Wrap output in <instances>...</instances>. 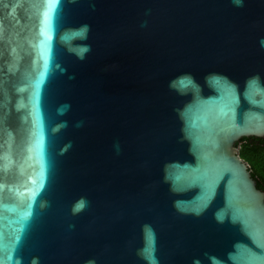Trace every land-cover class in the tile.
<instances>
[{
	"label": "water",
	"instance_id": "water-1",
	"mask_svg": "<svg viewBox=\"0 0 264 264\" xmlns=\"http://www.w3.org/2000/svg\"><path fill=\"white\" fill-rule=\"evenodd\" d=\"M264 0H0V264H264Z\"/></svg>",
	"mask_w": 264,
	"mask_h": 264
},
{
	"label": "trees",
	"instance_id": "trees-1",
	"mask_svg": "<svg viewBox=\"0 0 264 264\" xmlns=\"http://www.w3.org/2000/svg\"><path fill=\"white\" fill-rule=\"evenodd\" d=\"M237 146L241 157L249 163L257 187L264 191V137H243Z\"/></svg>",
	"mask_w": 264,
	"mask_h": 264
}]
</instances>
